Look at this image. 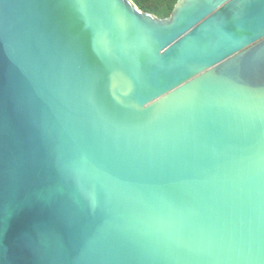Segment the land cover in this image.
<instances>
[{"label":"water","instance_id":"95a60500","mask_svg":"<svg viewBox=\"0 0 264 264\" xmlns=\"http://www.w3.org/2000/svg\"><path fill=\"white\" fill-rule=\"evenodd\" d=\"M0 264H264V0H0Z\"/></svg>","mask_w":264,"mask_h":264},{"label":"trees","instance_id":"16d2710c","mask_svg":"<svg viewBox=\"0 0 264 264\" xmlns=\"http://www.w3.org/2000/svg\"><path fill=\"white\" fill-rule=\"evenodd\" d=\"M142 12L160 19L169 18L178 0H131Z\"/></svg>","mask_w":264,"mask_h":264}]
</instances>
